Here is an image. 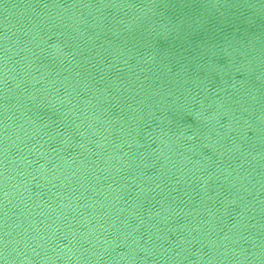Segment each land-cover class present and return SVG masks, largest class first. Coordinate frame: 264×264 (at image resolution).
<instances>
[{"label": "water", "instance_id": "water-1", "mask_svg": "<svg viewBox=\"0 0 264 264\" xmlns=\"http://www.w3.org/2000/svg\"><path fill=\"white\" fill-rule=\"evenodd\" d=\"M0 264H264V0H0Z\"/></svg>", "mask_w": 264, "mask_h": 264}]
</instances>
